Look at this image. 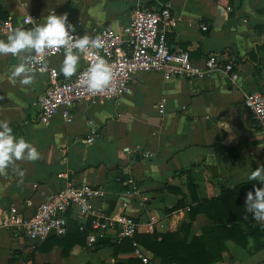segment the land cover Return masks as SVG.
I'll return each mask as SVG.
<instances>
[{"label":"crops","instance_id":"crops-1","mask_svg":"<svg viewBox=\"0 0 264 264\" xmlns=\"http://www.w3.org/2000/svg\"><path fill=\"white\" fill-rule=\"evenodd\" d=\"M137 4L139 0H0V19L9 17L17 23L27 15L37 16L36 22L22 27L28 30L44 24L49 15L67 13L77 32L90 33L110 24L119 31L131 21ZM166 5L177 18L167 34L168 44L187 48L198 66L209 54L231 62L239 73L235 85L223 73L167 80L161 73L145 72L134 75L119 99L81 101L70 122L59 114L43 127L35 101L51 79L31 70L33 84L14 82L11 73L20 59L0 56V121H8L13 135L23 137L40 154L36 161H16L7 175H0V264L141 262L134 254V237L117 242L116 234L108 231L89 244L85 218L74 210L66 213L68 235H53L37 245L1 226L5 210L16 206L29 215L69 180L100 187L104 196L96 201L98 209L105 215L128 213L142 236L177 233L188 221L193 195L203 201L217 197L221 187L233 189L247 182L264 187L248 178L264 166V143L243 103L247 92H264V0H231L230 6L227 0H169ZM204 23L208 30L203 32ZM7 37L0 35V40L7 42ZM63 59L64 52L49 57L47 65L60 71ZM82 66L80 55L77 71ZM91 128L97 136L88 144ZM61 172L64 177H58ZM128 179L132 185L126 184ZM241 198L244 204L245 195ZM215 224L198 213L189 238ZM240 224L249 235L247 245L225 240L221 257L211 264H264V224L250 214ZM187 237L180 233V240ZM136 245L149 264H175Z\"/></svg>","mask_w":264,"mask_h":264},{"label":"built area","instance_id":"built-area-1","mask_svg":"<svg viewBox=\"0 0 264 264\" xmlns=\"http://www.w3.org/2000/svg\"><path fill=\"white\" fill-rule=\"evenodd\" d=\"M131 13V21L119 31L111 24L90 33L70 31L76 38L85 34L90 37L100 36L105 45L102 49L91 50L93 55L81 54L83 66L71 78L61 77L57 68L47 65L49 57L64 52L63 48L48 51L40 63L30 65L31 70L47 74L51 79L47 89L35 101L40 109L38 121L43 127L50 126L53 118L59 114L65 122H70L75 106L81 101L96 103L119 99L128 91L134 75L145 72L161 73L167 80L174 77L205 79L216 73H223L230 79L232 85L238 82L239 73L233 64L223 61L219 55H207L202 65L198 66L192 62L188 49L181 46L171 47L168 44L167 34L176 26L177 20L168 5L155 9L137 4ZM36 20L35 15H27L17 23H13L9 17L0 19V35H9L15 29L33 24ZM79 25L80 23L77 24L78 27ZM200 29L203 32L207 31L208 25L204 23ZM96 56L103 58L111 67L112 79L103 92L92 94L79 81L81 74L87 70ZM44 64L47 65L46 71L41 70ZM243 103L250 112L264 143V92L259 90L247 92ZM88 124L92 125V121L89 120ZM96 136L97 130L91 128L86 142L90 144ZM58 177H64V173H59ZM126 184L132 185L133 181L128 179ZM103 196L104 191L100 187L86 182L77 184L69 180L63 188L41 202L29 215L20 212L16 206L5 210L1 217V226L24 235L37 245L44 243L53 235L66 236V213L74 210L85 218L91 233L87 240L89 244L95 243L99 235L108 231L116 234L117 242L126 237H134L138 233V225L131 215L124 211L105 215L98 209L96 201ZM83 227L84 225H80L79 229L82 230ZM136 244L133 243L134 254L141 263L149 264L148 258Z\"/></svg>","mask_w":264,"mask_h":264},{"label":"clouds","instance_id":"clouds-1","mask_svg":"<svg viewBox=\"0 0 264 264\" xmlns=\"http://www.w3.org/2000/svg\"><path fill=\"white\" fill-rule=\"evenodd\" d=\"M75 28L68 22V14L49 15L44 24L25 30L15 29L7 37V42L0 40V56L11 54L20 59L11 73L15 82L19 79L21 85L34 83V75L30 65L41 62L48 51L64 49V59L60 72L65 78H71L77 72L81 54L93 55L91 50L102 49L104 41L100 36L83 35L76 38L70 34ZM47 70V65L41 69ZM112 79V69L107 62L96 56L87 70L81 74L79 83L86 87L89 93L103 92ZM40 158L37 149L26 142L23 137L17 139L13 135L8 121H0V175H7V169L16 161H36ZM22 175V173H21ZM250 181L264 184V166L257 167L249 175ZM245 219L251 218L258 224H264V187L253 186V190L245 195Z\"/></svg>","mask_w":264,"mask_h":264},{"label":"trees","instance_id":"trees-1","mask_svg":"<svg viewBox=\"0 0 264 264\" xmlns=\"http://www.w3.org/2000/svg\"><path fill=\"white\" fill-rule=\"evenodd\" d=\"M215 1L220 3V0ZM167 2L169 0H154V2H149L145 6L150 7L155 4L154 8L158 9ZM227 2L230 6L231 0H227ZM254 185L258 187V184L254 182L241 183L233 189L221 187L217 197L203 201L193 195L192 200L195 204L188 208V221L181 223L177 233L148 234L146 236L137 233L134 235L135 241L167 263L211 264L212 261L221 257L220 253L223 250L225 240H230L239 247L247 245L249 235L241 229L240 224L245 216V206L241 197L246 195L248 191L253 190ZM190 188L194 190L193 187L190 186ZM198 213L204 214L208 219L215 221L216 224L203 229L201 236L189 238L190 224ZM84 232L79 230L80 234H84ZM181 232H185L188 237L180 240ZM159 238L161 239L158 240ZM134 262L136 261L131 260L129 264Z\"/></svg>","mask_w":264,"mask_h":264},{"label":"water","instance_id":"water-1","mask_svg":"<svg viewBox=\"0 0 264 264\" xmlns=\"http://www.w3.org/2000/svg\"><path fill=\"white\" fill-rule=\"evenodd\" d=\"M151 2V0H139V4L145 5L146 3ZM124 170H122L120 173L122 174ZM127 173V172H126Z\"/></svg>","mask_w":264,"mask_h":264}]
</instances>
